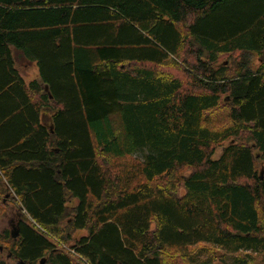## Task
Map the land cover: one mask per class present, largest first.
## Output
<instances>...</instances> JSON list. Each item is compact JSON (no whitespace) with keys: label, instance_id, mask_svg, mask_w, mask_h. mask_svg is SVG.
<instances>
[{"label":"trees","instance_id":"obj_1","mask_svg":"<svg viewBox=\"0 0 264 264\" xmlns=\"http://www.w3.org/2000/svg\"><path fill=\"white\" fill-rule=\"evenodd\" d=\"M7 193L24 264H261L264 0H0Z\"/></svg>","mask_w":264,"mask_h":264},{"label":"rangeland","instance_id":"obj_2","mask_svg":"<svg viewBox=\"0 0 264 264\" xmlns=\"http://www.w3.org/2000/svg\"><path fill=\"white\" fill-rule=\"evenodd\" d=\"M22 53H20L21 55ZM23 56V55H22ZM23 58L25 60H27L24 56ZM21 59V65L24 64V59ZM240 58V54L239 53H234L232 55H223L219 58V61L217 63V66H221V65H224V66H227L228 68L230 69H234V64L236 61H238ZM16 61H17V65L19 67V57L16 55ZM258 59H257V56H252V62H251V65L252 67H257L258 66ZM26 65L29 66V73L30 75L32 76L33 72L34 71H38V74L36 75V77L38 76V81L41 85H43L40 81V77H39V70H38V67H37V64L35 61H31V60H27V63ZM161 70V69H160ZM170 72H172L174 75H177L179 77L182 76L181 73L177 72V71H173V70H168ZM33 79H31L32 81ZM185 81V85L186 84V80ZM35 81H33L32 83H30V85H32ZM224 116V115H223ZM244 142V140H242ZM231 144L233 143L232 141H228L226 142L225 144H223L222 146L223 147H218L216 149V154L214 156V158H218L224 147L228 144ZM141 157V156H140ZM262 167V165H261ZM192 172V169L191 168H188V167H182V168H179L177 173H176V176H182V175H188ZM263 168L259 170V173H261V175H263ZM165 180H168V178H166ZM184 193V191L181 189L180 190V195H182ZM75 200V199H73ZM77 200H75L72 204L75 205L77 204L78 205V202L76 203ZM19 212L20 216H24L25 214V211L23 212L22 209H20L19 205H18V202L14 199V195H12L11 193H7V195L0 200V236H5L7 233H13L14 232V227L16 226V224L18 223V215L16 213ZM21 218V217H20ZM42 230V229H41ZM80 232L79 233H76L75 234V237L77 236H84L87 234V232L82 229V230H79ZM9 244H6L3 243L2 240H0V259L7 262V264H17L18 262L13 258L11 257V253H10V242H8ZM71 245V244H70ZM69 245V246H70ZM74 256H76V254H73ZM10 257V258H9ZM256 258L258 259V263H261V264H264V255L263 254H259V255H256ZM218 261V260H217ZM46 264V263H44ZM214 264H220L219 262H215Z\"/></svg>","mask_w":264,"mask_h":264},{"label":"crops","instance_id":"obj_3","mask_svg":"<svg viewBox=\"0 0 264 264\" xmlns=\"http://www.w3.org/2000/svg\"><path fill=\"white\" fill-rule=\"evenodd\" d=\"M17 56L19 57V67L18 66H16L17 67V70L19 71V74H20V76H21V78L23 79V81H24V85H25V93H26V95H27V97H28V99L29 100H44V97H47L49 100H51L50 98V95H49V93H48V89H47V86L45 85V84H43V85H39V88H40V92H35V90H31V91H29V88H28V86L30 85V83H32L33 81H38V76L36 77V75L38 74V71L36 70V71H34L32 74V76L30 75V73H29V66L28 65H26V63H27V60H25L23 57H21L20 56V54H17ZM24 59V64L23 65H21V59ZM16 65H17V63H16ZM31 79H33L32 81H31ZM19 163L17 162V163H15V166L14 167H16V165H18ZM24 165H26V164H24ZM14 167H11V168H14ZM26 167H28V163H27V165H26ZM10 169V168H9ZM75 200H73V202H74ZM76 203H77V201H76ZM17 214V213H16ZM20 216V215H19ZM21 217V216H20ZM21 220H23V218L21 217V218H18V223L16 224V226H15V228H14V231H15V229H18V233H19V235L17 236V237H15V238H13L11 235H12V233H8V235H9V237L8 236H3V237H0V240H2L3 241V243H5L6 242V244H9L8 242L10 241V240H12L13 242H15V243H17L18 241H19V236H20V231H19V223H20V221ZM86 232H87V230H85ZM80 231H76L75 232V234L76 233H79ZM88 235V232H87V234L86 235H84V236H82V237H85V236H87ZM76 238V240L77 239H79V238H81L80 236H77V237H75ZM10 239V240H9ZM9 240V241H8ZM12 255V254H11ZM11 257H13V256H11ZM10 258V257H9ZM18 263L17 264H24L23 262H21V261H19V260H17L16 259V257H13ZM42 260H44V263H46L47 264V259L46 258H42L41 260H39L36 264H41V262H42ZM82 264H87V263H82Z\"/></svg>","mask_w":264,"mask_h":264},{"label":"water","instance_id":"obj_4","mask_svg":"<svg viewBox=\"0 0 264 264\" xmlns=\"http://www.w3.org/2000/svg\"><path fill=\"white\" fill-rule=\"evenodd\" d=\"M19 235V233H18V229H15V231L12 233V237L13 238H15V237H17ZM41 264H44V260H42V262H41Z\"/></svg>","mask_w":264,"mask_h":264},{"label":"flooded vegetation","instance_id":"obj_5","mask_svg":"<svg viewBox=\"0 0 264 264\" xmlns=\"http://www.w3.org/2000/svg\"><path fill=\"white\" fill-rule=\"evenodd\" d=\"M15 213H16V212H15ZM17 215H18V218H20V216H19V215H20L19 212L17 213ZM21 217H22V216H21ZM14 228H15V227H14Z\"/></svg>","mask_w":264,"mask_h":264},{"label":"built area","instance_id":"obj_6","mask_svg":"<svg viewBox=\"0 0 264 264\" xmlns=\"http://www.w3.org/2000/svg\"><path fill=\"white\" fill-rule=\"evenodd\" d=\"M69 252L72 253V254H75L73 251H70V250H69Z\"/></svg>","mask_w":264,"mask_h":264}]
</instances>
